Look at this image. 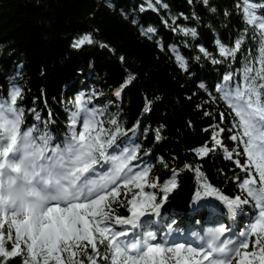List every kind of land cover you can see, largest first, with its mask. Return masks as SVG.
Returning a JSON list of instances; mask_svg holds the SVG:
<instances>
[{"label":"trees","instance_id":"1","mask_svg":"<svg viewBox=\"0 0 264 264\" xmlns=\"http://www.w3.org/2000/svg\"><path fill=\"white\" fill-rule=\"evenodd\" d=\"M142 2L144 0H0V100L10 103L12 85H20L22 99L18 98L17 106L25 109L22 131L33 126L44 130L46 126L52 142L63 146L69 136V112L73 102L84 97L85 90L86 97L93 98L92 107L106 109L105 120L114 115L126 134L132 132L133 141L127 147L140 149L137 152L140 159L132 161V168L150 166L147 181L159 185L155 190L145 187V194L155 192L159 201L164 183L176 180V187L168 192L161 208L159 228L173 222L171 225L180 231L189 229L203 233L207 226L223 225L227 237L232 231L239 235L258 213L255 202L240 186L248 177L234 163L235 152L243 151L240 145L229 140L235 132L221 134L223 147L234 153L231 159L226 158L222 148L204 157H198L193 149L206 143L211 147V129L209 132L203 129L220 124L221 112L225 113L221 126L232 128L230 119L235 113L221 100L213 103L209 92L216 93V87L229 71L235 73L234 80L240 82L244 55L248 49L257 53L258 46L250 37L235 61L214 64L198 51V46L202 45L216 59H223L215 41L219 39L232 46L246 27L236 9L242 0H210V5L217 8L215 14L209 12L201 0H193L191 5L188 0H164L169 5L168 10L140 13L138 6ZM109 3L114 7H109ZM225 11L230 15L226 16ZM193 12L198 20L192 18ZM180 13L189 19L180 17L177 24L196 28V38L173 33L163 25L162 18L171 24L170 17ZM133 16L139 24L132 23ZM140 25L155 26L158 35L147 38L141 34ZM88 33L93 35L94 44L72 47L76 38ZM161 37L164 44H175L187 58V72L179 67L170 49L161 51L157 43ZM101 43L108 47H100ZM185 43L188 47H184ZM197 55L201 56L199 61L194 59ZM129 75L136 78L125 84ZM202 82L208 93L199 87ZM117 90L121 91L120 96L115 95ZM146 98L151 101L148 112L144 111ZM205 112L211 116H205ZM158 128L161 139L157 141ZM125 136H121L119 142ZM239 158L242 163L246 162V156ZM105 166L108 169L109 166ZM206 179L213 183L219 195L241 196L248 199L249 204L234 217L228 215L222 201L214 198L192 210L191 200L203 188ZM254 179L257 182L254 187L259 188L258 174ZM120 191L121 195L110 204L112 220L109 224L114 223L117 215L127 217L129 214L130 205L125 206L124 193L128 192L127 198L131 199V194L139 193L140 189L134 185L125 189L121 185ZM9 222L10 218L0 229L5 236ZM142 226L149 228L143 223ZM12 233L15 234L14 228ZM99 247L102 256L97 264H103V245ZM256 250L259 251L254 242L247 251ZM86 251L91 254L90 246ZM169 255L165 253L166 257ZM73 259L87 264L86 257L79 252ZM9 264H22V257L12 259Z\"/></svg>","mask_w":264,"mask_h":264},{"label":"snow or ice","instance_id":"2","mask_svg":"<svg viewBox=\"0 0 264 264\" xmlns=\"http://www.w3.org/2000/svg\"><path fill=\"white\" fill-rule=\"evenodd\" d=\"M201 2L209 12H217V8L210 5V0ZM188 3L193 4V0H188ZM108 6L114 7L111 3ZM138 7L140 13L169 9L164 0H144ZM236 9L246 27L232 46L219 39L215 41L223 59H216L202 45L198 46V51L217 64L237 60V54L249 37L256 42L258 55L253 56L249 49V54L243 58L240 69L243 85L234 80L235 73L229 71L222 78L223 85L215 89L220 95L212 98L213 103L223 100L235 113L238 123L234 118L232 128L221 126L225 120V113L221 112L220 124L203 129L205 132L211 129V147L206 143L193 151L198 157H204L222 148L226 158L231 159L234 153L223 147L221 134L242 129V133L230 135L229 140L237 146L243 144L242 153L239 150L235 152L237 158L234 163L248 177L242 180L240 186L246 189L247 196L255 202L259 212L250 229L239 233L236 240L223 239L227 229L221 225L208 234L206 241L202 238L199 246L185 243L169 246L166 239L157 241L152 233L142 243L129 245L120 239L126 236L125 232H117L108 226L112 220L110 204L121 195V185L125 189L134 185L140 192L132 193L131 199L127 198L128 192L124 193L125 206L130 205L131 219L117 215L114 222L136 224L140 217L159 215L168 192L176 187V180L164 183L159 201L155 192L145 194V187L155 190L159 186L156 182L147 181L150 166L132 168V161L140 159L137 155L140 149L138 146L120 147L119 138L126 132L114 115L106 120L103 118L106 109L89 107L92 97H78L73 102L68 115L69 136L63 146L52 144L46 126L44 130L33 126L22 131L25 109L17 106L18 98L22 99V89L14 83L9 92L10 103L0 100V229L4 227L3 221L10 217L7 236L0 231V264H9L16 257H22V264H84L83 260L73 259L78 252L86 257L87 264H97L102 256L99 245H103V264H109V261L110 264H233V257L238 264H264V0H242ZM121 11L127 16L124 9ZM224 14L230 15L228 11ZM180 17L189 19L180 13L170 17L171 24L164 18L162 23L173 33L196 38V28L177 24ZM192 18L199 19L195 12ZM132 23L140 22L133 16ZM140 32L149 39L158 35L155 26L140 25ZM162 41V37L157 41L161 51L170 49L179 67L187 72V58L180 54L175 44L166 45ZM94 43L93 35L88 33L76 38L72 47ZM100 47L108 45L101 43ZM184 47L188 44L185 43ZM194 59L199 61L201 56L197 55ZM120 60L123 62L124 57L121 56ZM135 78L129 75L125 84ZM199 87L207 91L203 82ZM115 95L120 96L121 91L117 90ZM209 96H212L211 92ZM150 105L151 101L146 98L145 112L150 110ZM204 115L211 116V113L205 112ZM36 118L39 120L38 115ZM81 123L82 130H77ZM155 139H161L159 128L156 129ZM242 155L246 156L245 163L239 158ZM105 165L109 166L107 172L99 171ZM256 174L259 176V188L254 187ZM176 175L174 171L173 176ZM240 179L237 177V180ZM207 188L205 185L207 195L216 192L215 189L208 192ZM218 199L232 217L249 204V200L241 196L229 198L219 195ZM173 230V225L169 224L165 237ZM250 235L255 237L258 252L247 251ZM89 246L91 254L86 251ZM165 253L170 255L166 257Z\"/></svg>","mask_w":264,"mask_h":264},{"label":"rangeland","instance_id":"3","mask_svg":"<svg viewBox=\"0 0 264 264\" xmlns=\"http://www.w3.org/2000/svg\"><path fill=\"white\" fill-rule=\"evenodd\" d=\"M94 91L96 92V90H94ZM84 93H86V92H84ZM86 95H84V96H86ZM89 107H91V105H89ZM132 139H133L132 135L128 134V136L124 140L119 142L120 143V147H127V145L130 143V141Z\"/></svg>","mask_w":264,"mask_h":264}]
</instances>
